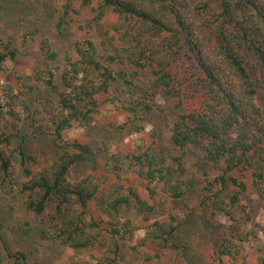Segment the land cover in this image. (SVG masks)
Returning a JSON list of instances; mask_svg holds the SVG:
<instances>
[{
  "label": "trees",
  "instance_id": "trees-1",
  "mask_svg": "<svg viewBox=\"0 0 264 264\" xmlns=\"http://www.w3.org/2000/svg\"><path fill=\"white\" fill-rule=\"evenodd\" d=\"M97 4V18L107 11L117 17L118 46L112 52L101 56L92 41H78L76 57H67L59 66L58 53L43 40L42 61L32 73L17 77L15 86H0V192L22 198V207L32 214L34 229L44 242L74 252L99 248L97 264H119L121 242L133 241L144 231L132 249L153 262L166 252L183 249L175 240L178 218L155 214L152 204L138 198L132 182L145 184L150 198L180 200L206 193L213 219L218 215L237 224L240 218L234 209L248 185L233 173L250 172L251 187L264 202V110L257 102L264 91V0H97ZM69 15L64 6L59 36L67 30ZM12 45L0 34V71L19 58ZM142 72L148 75L143 85ZM119 84L139 92L131 105H123L133 115L139 109L151 110L152 101L159 98L165 118L174 117L170 145L159 155L138 146L135 151H114L104 142L95 154L108 173L97 177L96 166L88 176L70 181V169L91 154L89 145L75 143V152H59L34 172L28 165L36 159L27 154L25 137L13 147L12 136L4 129L13 118L34 137L53 135L62 140L74 123L89 121L100 99ZM195 146L202 149L206 164L224 165L220 175L200 188L185 165L187 149ZM111 178L120 182L109 187ZM229 186L238 191L222 195ZM133 199L145 215L144 226L122 216ZM222 236L215 247L216 264H237L240 248L233 247L226 233ZM5 249L12 264H31L24 251Z\"/></svg>",
  "mask_w": 264,
  "mask_h": 264
},
{
  "label": "rangeland",
  "instance_id": "rangeland-1",
  "mask_svg": "<svg viewBox=\"0 0 264 264\" xmlns=\"http://www.w3.org/2000/svg\"><path fill=\"white\" fill-rule=\"evenodd\" d=\"M67 5L70 15L66 21L69 24L63 36H59L57 25ZM97 5V0H92L90 4H84L83 0H0V34L3 39L11 40L12 46L19 52L18 60L8 61L0 71V86H15L17 77L32 73L42 61L39 47L43 40H48L58 53L59 66L64 65L67 57H76L75 44L78 41H92L101 56L112 52L118 46L114 30L117 17L107 11L97 18L94 11ZM140 79L142 85L146 84L148 75L142 72ZM129 89L119 84L111 90L109 95L100 99L99 108L90 120L74 123L72 128L63 132L62 140H57L53 135L34 137L23 122L13 118L7 120L4 129L12 136L13 147L21 144L25 137L27 154L36 159L28 165L34 172L49 164L59 152H75L73 144L79 143L89 145L91 154L70 169L68 179L80 180L93 173L96 166L98 169L94 173L102 177L108 172L104 170L102 159L95 151L104 142L114 151H135L138 146L152 155H159L170 145L174 117L165 118L163 103L159 98L152 101L151 110L139 109L136 116L133 115L123 105H131L132 99L139 98V92ZM257 102L264 110V91L259 92ZM236 137L237 134L232 139ZM185 165L198 180L199 188L205 185L207 179L220 175L224 167L223 163L206 164L199 146L187 149ZM18 172L19 177L24 179L19 166ZM233 175L248 185V191L240 196L241 200L234 209L240 218L237 224L218 215L213 219L206 193L188 194L180 200L167 199L162 195L150 198L145 184L132 182L138 198L152 204L155 214L165 212L177 216L179 228L175 240L183 249L166 252L161 259L147 262L132 249V245L144 237V231H140L133 241L121 242L119 264H216L215 247L225 233L233 247L240 248L237 264H264V202L251 187L250 172L236 171ZM117 182L120 181L111 178L108 186L114 187ZM237 191L229 186L221 194L234 195ZM136 206L137 200H131L123 208L122 216L135 225L144 226L147 224L145 215ZM249 215L252 217L251 222H248ZM31 227L33 230L29 232ZM34 227L32 214L22 207V198L13 199L0 192V264H12L5 247L11 252L24 251L29 255L31 264H97L102 249L66 251L58 244L41 240Z\"/></svg>",
  "mask_w": 264,
  "mask_h": 264
}]
</instances>
